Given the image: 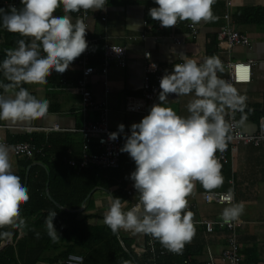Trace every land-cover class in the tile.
Here are the masks:
<instances>
[{"label": "clouds", "instance_id": "clouds-1", "mask_svg": "<svg viewBox=\"0 0 264 264\" xmlns=\"http://www.w3.org/2000/svg\"><path fill=\"white\" fill-rule=\"evenodd\" d=\"M106 3L107 0H21L20 8L14 5L0 8V26L30 38L18 39L16 47L6 49L5 59L0 63V71L9 82H0V88L4 93L18 88L14 96L0 94V121L32 122L47 115L51 102L37 99L21 85H44L53 71L61 74L67 71L88 49L86 14L89 10H104ZM154 3L157 6L150 8L148 14L163 28L174 27L178 21L196 25L217 19L212 12L214 0H154ZM61 7L64 14L55 15ZM80 12L85 15L77 16L73 23L69 14ZM145 55L150 57L149 53ZM182 60L173 66L171 73L165 70L159 82V103L153 104L139 123L130 126V135L125 136L119 150L135 162V171L129 178L139 194V203L125 210L127 201L110 196L104 216V223L113 232L124 229L144 233L174 252H180L196 232L194 213L187 210V198L196 182L207 193H213L225 182L216 153L223 152L231 139L226 109L243 112L246 100L229 80L218 75L224 72L218 56L206 57L203 63L188 56ZM150 67L155 69L156 65ZM235 78L247 81L249 68L237 64ZM190 93L195 98L187 105V117L163 106L169 94L179 97ZM124 128L123 124L118 125L117 132L109 133L108 139L115 141ZM9 153L10 147L0 143V228L19 229L25 226L21 205L30 197L27 187L12 170ZM218 195L229 205L222 210L223 221L238 220L244 211L243 202L233 203L231 189ZM206 199L210 201L212 195ZM55 216L56 211H49L45 221L53 240L60 238L53 224ZM11 236L10 231L0 232V238Z\"/></svg>", "mask_w": 264, "mask_h": 264}, {"label": "crops", "instance_id": "crops-1", "mask_svg": "<svg viewBox=\"0 0 264 264\" xmlns=\"http://www.w3.org/2000/svg\"><path fill=\"white\" fill-rule=\"evenodd\" d=\"M229 1L232 5L227 7L226 0H214L212 12L217 19L201 21L194 25L195 35L186 27V24L191 21H179L171 28H163L158 21L152 19L151 24L147 23L149 9L157 6L154 0H107L104 10H89L88 32L91 39L96 41L94 44L100 46L102 43H108L122 46L125 47L127 54L124 68L111 65L105 75L93 74L88 78V86L94 98L108 104L110 129L118 130V125L123 124L124 131H129L133 123H139L144 116L148 115L153 104L159 103V97L147 103L145 114L132 113L125 109L128 98L142 95L143 54L149 52L150 59L170 69V73L176 63L183 62V56L195 59L198 63H203L206 57L213 55L218 56L223 64L231 60L251 61L250 82L237 86L238 93L246 97L245 107L241 112L240 126L244 132L249 134H255L258 131L261 120H264V22L236 24L235 14H239L240 10L246 7L264 8V0ZM226 13L230 16L233 28L248 37V46L234 47L229 52L217 49L216 34L226 23L224 19ZM69 15L72 16L74 23L77 18L76 13ZM136 25L139 26L135 27ZM99 46H94L97 51ZM170 50H174V53ZM218 75L225 79V68L224 72ZM77 76L78 68L72 62L69 69L62 74L53 71L48 77L51 80L50 84L28 85L30 92L37 99L46 98L51 102L49 107L53 110L48 111L41 120L16 123L0 121V126L9 127L0 130V139L10 147V162L14 173L20 169L19 165L23 159L13 154L12 144L7 141L9 140L8 133L16 135L30 131L61 132L73 134L78 142L81 141V135L76 132L83 120L79 112V98L67 91V88L76 84ZM105 89L108 91L106 92ZM5 95L11 97L14 96V92ZM194 98V93L179 97L169 94L163 106L171 107L178 115L187 117L189 115L187 105ZM226 117L227 109L225 119ZM94 119V115L88 118L90 121ZM54 125H58L59 131L48 132L47 130ZM72 153L78 155L76 150ZM33 165L42 166L39 162L28 165L25 170L26 176L27 171ZM222 174L225 182L221 188L213 192L225 193L231 189L234 191V203L243 202L244 206L243 214L238 219L240 226L237 230L239 255L243 264H264V142L258 147L253 144H238L232 154L230 165L224 169ZM201 188L199 182H196L193 193L187 198L189 203L196 205L194 220L204 217L215 218L221 215L226 205L214 203L213 216L208 213V209L201 206L207 204L203 200V195L207 192L202 191ZM46 189H48L47 186ZM95 196L98 200V211L101 208L104 209V203L106 199L109 200V194L106 191L96 190ZM134 201V198H130L131 204L135 203ZM103 212L105 214V211ZM104 214L101 215L99 211L100 217L105 216ZM195 227L196 232L191 243L198 245L201 250L200 254L195 256L196 259L199 262L206 260V243L214 256L219 255L226 244L227 234L224 231H215L214 234L205 238L202 227L197 225ZM21 236L20 230L18 237Z\"/></svg>", "mask_w": 264, "mask_h": 264}, {"label": "trees", "instance_id": "trees-1", "mask_svg": "<svg viewBox=\"0 0 264 264\" xmlns=\"http://www.w3.org/2000/svg\"><path fill=\"white\" fill-rule=\"evenodd\" d=\"M5 1L10 0H0V8L8 7L4 5ZM16 1L15 6L22 7L21 0ZM63 14L62 7L55 13L57 16ZM235 22L236 24L247 22L261 24L264 22V8L258 6L243 8L239 14H235ZM147 23H152L149 15ZM21 38L30 39L10 33L0 26V63L5 59V50L16 47V41ZM94 46L97 47L99 44ZM98 62L99 53H95L91 63ZM50 81L48 78L46 84H50ZM0 82L9 83L4 79L2 71H0ZM28 85L21 86L30 92ZM0 94H6L2 88H0ZM51 110L53 109L49 107L48 111ZM8 138L7 141L12 145L29 142L36 148L41 147L42 150L39 153L34 152L31 157L15 155L23 161L20 162V169L14 174L20 177L24 185L26 182L25 186L30 198L20 208V215L25 221V226L19 229L10 226L0 228V232H12L10 239L0 238V247L6 243L0 249V264H66L65 261L69 255L80 257V264H124L125 261L129 264H184L186 260L188 264L199 263L195 256L200 254V247L195 246L191 241L186 243L180 252H174L154 239L153 252L145 247L144 252L137 254L132 248V244L137 243L136 238L126 233L122 234L121 231L113 232L104 223V216L100 217L96 190L110 191L112 196L127 201L125 210L131 209L139 200L138 193L135 197L127 194L126 189L134 188V182L129 177L136 167L127 153L120 152L117 168L101 169L95 166L80 168L78 164L74 166L68 164V160L76 159L78 162L81 158L82 138L78 142L73 134L30 131L16 135L8 133ZM123 144L122 142L120 148ZM73 150H76L78 155L72 153ZM35 162L41 163L42 166H31L26 176V167ZM46 186L50 197L61 207L76 211L86 200L84 209L79 213L59 209L47 197ZM92 190L95 191L87 198ZM130 198H134L135 203L131 204ZM49 211H56L53 224L60 237L56 240L48 235L45 223ZM20 230L22 236L18 237Z\"/></svg>", "mask_w": 264, "mask_h": 264}, {"label": "built area", "instance_id": "built-area-1", "mask_svg": "<svg viewBox=\"0 0 264 264\" xmlns=\"http://www.w3.org/2000/svg\"><path fill=\"white\" fill-rule=\"evenodd\" d=\"M16 0L5 1L4 5H16ZM232 4L229 0H226V6L230 7ZM85 15L83 12L76 13V16ZM89 18V11L86 14ZM85 23L87 24V20ZM226 20L225 25L216 34V47L217 49L229 52L234 47H246L249 45L248 37L233 28L230 23V16L228 13L224 15ZM179 23V21H178ZM186 27L191 30L192 34H196L195 26L191 23L186 24ZM85 39L88 43V49L81 54L77 59L73 61V64L78 68V78L76 84L72 87L67 88L69 93L77 96L79 98V112L82 114L83 120L80 123L79 128L76 130L81 135L82 138V151L80 161L68 160V164L74 166L79 165L80 168L86 167H98L101 169H113L119 166L120 158V146L125 143V136L130 135L129 131H124L121 133L115 141H110L108 139V134L112 132H117L109 128L108 125V112L109 107L105 101H97L89 86L88 78L93 74L105 75L111 65L118 68H124L127 62V54L125 47L112 45L108 43H102L99 46L98 51L94 47L96 41L91 39L88 28L86 29ZM99 53V62L97 64L91 63V58ZM146 53L143 54L144 60V71L142 76V95L140 97L128 98L125 103V109L128 112L145 114L147 103L155 101L159 97L160 87L159 82L161 77L165 74V70L170 73V69L158 64L150 59L146 58ZM150 54V53H149ZM152 64L156 65L155 69L150 66ZM237 64H243L249 68V79L247 81L241 82L235 78V66ZM226 71L225 79L229 80L234 87L237 89L238 85L248 84L251 80V61L243 60H231L224 64ZM51 90V89H49ZM107 92L108 90L105 89ZM90 115H94L95 119L88 120ZM226 121L230 124L229 135L231 139L227 142V147L223 152L217 151L216 157L222 164V172L226 167L230 165L231 157L233 152L236 150L238 144H253L258 147L262 142H264V120L262 119L259 125V129L255 134H249L242 130L240 126L241 122V112L227 110ZM9 128L8 126H0L1 129ZM27 131V130H26ZM49 131H59L58 125H54ZM101 141H104L103 143ZM0 143L6 144L4 140L0 139ZM42 148L30 144L29 142H21L12 145L13 154L16 156H27L31 157L34 152H41ZM231 183V182H230ZM129 196L135 197L137 194L135 188L126 189ZM234 192V191H233ZM215 193L216 195H213ZM206 193L203 200L207 204H217L226 205L225 202L219 199L218 194L220 192ZM212 195V199L209 201L206 196ZM139 203L136 201L134 205ZM234 203V200H233ZM133 205V206H134ZM188 209L194 211L196 205L194 203L188 202ZM132 206V207H133ZM131 207V208H132ZM195 225L202 227V232L205 238L210 234H214L215 231H224L226 236V244L221 250L220 254L214 256L208 244L206 243V260L204 262H199L197 264H243L241 256L239 255V238L237 234L238 227L240 226L239 221H232L225 223L221 215L215 218H202L196 219L194 221ZM124 233H128L130 237L136 238V244H132V248L137 254H141L145 251V247H148L150 252L155 250L154 238L144 233H138L134 230H124ZM81 258L77 256L69 255L66 264H80ZM184 264H188L187 260Z\"/></svg>", "mask_w": 264, "mask_h": 264}, {"label": "rangeland", "instance_id": "rangeland-1", "mask_svg": "<svg viewBox=\"0 0 264 264\" xmlns=\"http://www.w3.org/2000/svg\"><path fill=\"white\" fill-rule=\"evenodd\" d=\"M11 93H13V92H15V89L14 90H12V91H10ZM201 190L203 191L204 189L203 188H201ZM203 197H204V195H203ZM109 200L108 199H106V201H105V203H104V209L103 208H101V210H99L100 211V214L101 215H103L104 214V212L103 211H105V214H106V212H107V210H108V208H109V206H110V204H109ZM133 202V201H132ZM201 206H204L206 209H208L209 211H208V213L209 214H211L212 216L214 215V204H202ZM104 214V215H105ZM208 216H210V215H208ZM204 218H207V217H204ZM96 222H99V220H96ZM119 231H121V233L123 234L124 233V231H123V229H121V230H119ZM125 234V233H124ZM126 234H128V233H126ZM205 246H206V244H205ZM206 248V247H205ZM41 264H48V263H41Z\"/></svg>", "mask_w": 264, "mask_h": 264}, {"label": "water", "instance_id": "water-1", "mask_svg": "<svg viewBox=\"0 0 264 264\" xmlns=\"http://www.w3.org/2000/svg\"><path fill=\"white\" fill-rule=\"evenodd\" d=\"M95 190H92L91 192H90V194L87 196V198L94 192ZM108 194H109V196H112V194H111V192L110 191H106ZM46 194H47V197L50 199V201H52L58 208H60V209H63V210H65V211H67V212H70V213H79V212H81L83 209H84V203H85V201L86 200H84V202H83V204H82V206H81V208L79 209V210H76V211H73V210H68V209H65V208H62L59 204H57L51 197H50V195H49V192H48V189H46ZM117 237H118V239L120 240V237L117 235ZM10 241V240H9ZM120 243H121V245L124 247V245H123V243H122V241L120 240ZM6 245V243H4V244H2V246L0 247V249L2 248V247H4Z\"/></svg>", "mask_w": 264, "mask_h": 264}]
</instances>
